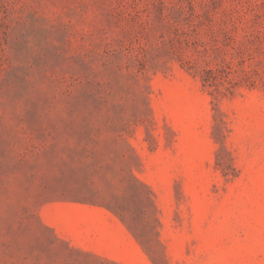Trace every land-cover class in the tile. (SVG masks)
I'll return each mask as SVG.
<instances>
[{
    "label": "rangeland",
    "instance_id": "1",
    "mask_svg": "<svg viewBox=\"0 0 264 264\" xmlns=\"http://www.w3.org/2000/svg\"><path fill=\"white\" fill-rule=\"evenodd\" d=\"M0 264H264V0H0Z\"/></svg>",
    "mask_w": 264,
    "mask_h": 264
}]
</instances>
